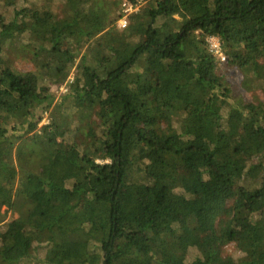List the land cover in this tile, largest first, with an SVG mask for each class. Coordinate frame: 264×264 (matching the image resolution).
I'll use <instances>...</instances> for the list:
<instances>
[{
  "label": "trees",
  "instance_id": "1",
  "mask_svg": "<svg viewBox=\"0 0 264 264\" xmlns=\"http://www.w3.org/2000/svg\"><path fill=\"white\" fill-rule=\"evenodd\" d=\"M0 1V264H264V0Z\"/></svg>",
  "mask_w": 264,
  "mask_h": 264
},
{
  "label": "rangeland",
  "instance_id": "2",
  "mask_svg": "<svg viewBox=\"0 0 264 264\" xmlns=\"http://www.w3.org/2000/svg\"><path fill=\"white\" fill-rule=\"evenodd\" d=\"M54 2H56L55 3L56 5H60L62 0H54ZM41 3L43 4L44 0H18L17 1V8H22L24 6H31V5H40ZM47 3L48 2L46 1L45 4H47ZM14 8H15V5H13L11 7L6 6L5 4L2 3V1H0V13L4 14L7 19L12 17ZM15 41H16L15 42L16 46L20 47L22 45H27L29 49L32 48V44L26 38L22 42H21V37H19L18 39L15 38ZM25 52H26V50H25ZM8 55H9L8 58L10 59L9 63L13 69H16L19 71L35 70V67H34V64L32 61V57L28 53L23 54V53H21V51L19 52L16 49V50L12 51V54H8ZM222 62H224V61H222ZM222 62L220 63L219 69L217 70V72L219 74H223L224 72H226V74H227L226 77L232 83V85L234 87L235 94H241L245 99H247L249 101H253V100L264 101V91L262 88H259L256 85L257 87H253V88H251V90H246L242 86L243 76H242L241 72L238 69L234 68L233 66H230L227 62H225V63H222ZM258 83H259V85H261L263 82L260 81ZM52 91L56 94V99H58L60 96L63 95V93L67 92V86H66V84H63L60 86L55 85V86H53ZM49 113L50 112L47 110L43 113L44 115H43L42 120L39 123V126H43L45 124H48L51 121V117H50ZM6 209L7 208L5 206L2 207V212L6 211ZM18 216H19L18 211L8 210L7 220H9L10 218H16ZM209 236H211L210 232H208V234H207V237H209ZM234 250H235V248H234L233 243H230V244L225 246V252L226 253H233Z\"/></svg>",
  "mask_w": 264,
  "mask_h": 264
},
{
  "label": "built area",
  "instance_id": "3",
  "mask_svg": "<svg viewBox=\"0 0 264 264\" xmlns=\"http://www.w3.org/2000/svg\"><path fill=\"white\" fill-rule=\"evenodd\" d=\"M141 2L142 0H139V2L136 4L132 2H125L123 4L122 15L117 22V25L120 29H123L127 26L130 15L139 9ZM208 42L211 52L217 55L221 61H225L226 55L222 50L220 39L217 36L212 35L208 37Z\"/></svg>",
  "mask_w": 264,
  "mask_h": 264
}]
</instances>
